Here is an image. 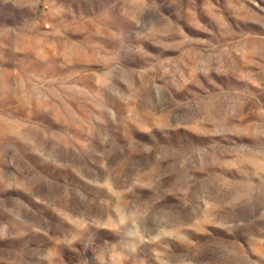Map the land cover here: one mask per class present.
<instances>
[{"label": "rangeland", "instance_id": "obj_1", "mask_svg": "<svg viewBox=\"0 0 264 264\" xmlns=\"http://www.w3.org/2000/svg\"><path fill=\"white\" fill-rule=\"evenodd\" d=\"M0 264H264V0H0Z\"/></svg>", "mask_w": 264, "mask_h": 264}]
</instances>
